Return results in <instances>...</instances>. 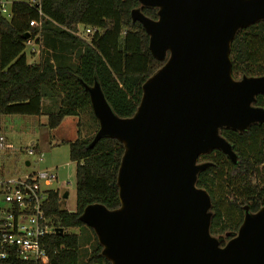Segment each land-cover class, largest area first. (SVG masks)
I'll return each instance as SVG.
<instances>
[{
  "label": "water",
  "instance_id": "95a60500",
  "mask_svg": "<svg viewBox=\"0 0 264 264\" xmlns=\"http://www.w3.org/2000/svg\"><path fill=\"white\" fill-rule=\"evenodd\" d=\"M138 1L132 19L165 63L145 81L128 118L114 112L98 80L84 84L99 121L90 147L112 137L125 151L120 207L90 204L80 220L95 231L111 264H264V206L257 212L246 206L238 232L225 242L211 233L212 198L198 187L212 164L201 156L219 150L238 162L222 129L243 133L264 123V107L256 105L264 75L236 79L231 58L240 30L264 21V0ZM142 7L157 8V19Z\"/></svg>",
  "mask_w": 264,
  "mask_h": 264
},
{
  "label": "trees",
  "instance_id": "16d2710c",
  "mask_svg": "<svg viewBox=\"0 0 264 264\" xmlns=\"http://www.w3.org/2000/svg\"><path fill=\"white\" fill-rule=\"evenodd\" d=\"M139 7L138 0H42L40 12L15 1L10 18L0 8V116H38L46 110L51 129L68 116L87 117L90 134L69 143L70 159L77 165V209H65L58 191L50 193L46 205L47 215L64 228V233L47 238L48 264H111L102 254L95 231L80 216L94 203L110 210L120 207L117 177L125 148L112 137H103L90 147L99 121L84 84L92 86L98 80L118 116L134 115L143 84L165 63L152 55L148 33L132 19V11ZM157 11L142 7L152 19H157ZM78 26L94 30L90 41L73 33ZM33 39L42 47L38 64H30L25 53ZM231 58L236 79L264 75V21L240 30ZM44 99L59 102L58 108H46ZM256 104L264 107L263 95ZM78 126L82 127L81 119ZM221 134L233 145L238 162L219 150L202 156V162L212 164L200 174L198 187L212 198V235L228 241L238 232L246 206L250 212L264 206V123L243 133L224 128ZM70 228L81 232L69 233ZM8 261L34 264L15 257Z\"/></svg>",
  "mask_w": 264,
  "mask_h": 264
},
{
  "label": "rangeland",
  "instance_id": "374dc122",
  "mask_svg": "<svg viewBox=\"0 0 264 264\" xmlns=\"http://www.w3.org/2000/svg\"><path fill=\"white\" fill-rule=\"evenodd\" d=\"M81 28L83 39L90 41L91 35L84 30V27ZM41 48V44H38L35 39L28 42L25 53L30 64L34 62L33 56H40ZM240 78L241 76L237 77V79ZM80 119L82 120L81 128L77 125L75 118L69 117L57 128L51 129L48 126L49 116L46 110L38 116L1 115L0 135L6 136L8 143L12 146L7 150L0 149V169L4 175L23 177L33 171L54 169L58 174V180L52 187L59 189L61 193H69L67 198L62 199V206L70 212H75L77 209V165L70 159L69 143L75 141L83 132L86 135L90 134L87 133V117L82 114ZM79 129H81L80 134L77 132ZM30 149L35 150L34 155L28 154ZM27 162H30V165H27ZM0 204L6 205L1 197ZM82 230L87 232V228ZM67 232L79 234L81 230L70 228ZM83 241H85L84 237L81 239V242Z\"/></svg>",
  "mask_w": 264,
  "mask_h": 264
},
{
  "label": "built area",
  "instance_id": "2783aa9c",
  "mask_svg": "<svg viewBox=\"0 0 264 264\" xmlns=\"http://www.w3.org/2000/svg\"><path fill=\"white\" fill-rule=\"evenodd\" d=\"M15 1L19 0H0L1 11L8 18ZM41 1L23 2L41 12ZM81 27L73 33L83 38ZM84 30L90 35L94 33L92 28L84 27ZM11 147L6 137L0 135V149ZM28 154L34 155L35 150H28ZM57 180L54 169L33 171L23 177L0 178V197L6 204L0 206V264H13L8 261L10 257L27 263L48 264L47 238L55 234L59 226L47 215L46 205L52 191H58L62 198L60 190L52 187Z\"/></svg>",
  "mask_w": 264,
  "mask_h": 264
},
{
  "label": "crops",
  "instance_id": "0c3cea01",
  "mask_svg": "<svg viewBox=\"0 0 264 264\" xmlns=\"http://www.w3.org/2000/svg\"><path fill=\"white\" fill-rule=\"evenodd\" d=\"M86 40V39H85ZM33 58H34V62H33V64H38L40 61H41V59H42V56H33ZM58 104H59V102H56V101H54V100H52V99H44L43 100V106H45L46 108H48V109H56V108H58ZM69 117H73V118H75L76 119V123H77V125H78V122H79V117L78 116H68V117H66V118H69ZM66 118H64V120L66 119ZM77 132L80 134V132H79V130H77ZM86 134L83 132L82 134H81V136H85ZM6 137V136H5ZM7 139V138H6ZM77 139V138H76ZM75 139V140H76ZM34 144V143H33ZM3 176H5L4 175V173H3V171L0 169V178L1 177H3ZM0 206H1V204H0Z\"/></svg>",
  "mask_w": 264,
  "mask_h": 264
},
{
  "label": "flooded vegetation",
  "instance_id": "af4514ba",
  "mask_svg": "<svg viewBox=\"0 0 264 264\" xmlns=\"http://www.w3.org/2000/svg\"><path fill=\"white\" fill-rule=\"evenodd\" d=\"M257 105V104H256ZM212 153V152H211ZM211 153H209V154H211ZM205 155H208V154H205ZM204 156V155H203ZM202 157V156H201ZM200 161H201V158H200ZM202 162V161H201ZM65 193V192H64ZM64 193H62V196L64 195ZM224 241H226L225 240V238H224Z\"/></svg>",
  "mask_w": 264,
  "mask_h": 264
}]
</instances>
